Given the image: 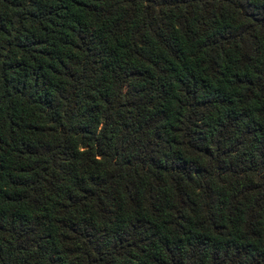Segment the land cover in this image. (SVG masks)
<instances>
[{
  "label": "trees",
  "instance_id": "16d2710c",
  "mask_svg": "<svg viewBox=\"0 0 264 264\" xmlns=\"http://www.w3.org/2000/svg\"><path fill=\"white\" fill-rule=\"evenodd\" d=\"M0 264H264V0H0Z\"/></svg>",
  "mask_w": 264,
  "mask_h": 264
}]
</instances>
